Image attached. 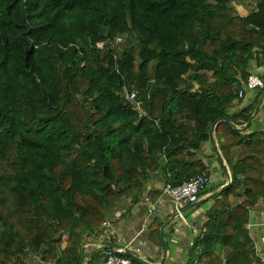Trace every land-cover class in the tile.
<instances>
[{"label": "trees", "instance_id": "16d2710c", "mask_svg": "<svg viewBox=\"0 0 264 264\" xmlns=\"http://www.w3.org/2000/svg\"><path fill=\"white\" fill-rule=\"evenodd\" d=\"M230 1L0 0V264H83L85 239L153 173L210 178L197 156L216 121L230 184L166 264H264L248 229L264 131L241 129L253 104L229 112L264 66V0L246 15ZM163 224L148 225L160 249Z\"/></svg>", "mask_w": 264, "mask_h": 264}, {"label": "crops", "instance_id": "0c3cea01", "mask_svg": "<svg viewBox=\"0 0 264 264\" xmlns=\"http://www.w3.org/2000/svg\"><path fill=\"white\" fill-rule=\"evenodd\" d=\"M264 71V66H253L251 72L261 73ZM253 104V116L251 118L250 131H264V92L260 89L248 92L241 100L233 103L229 112L242 109ZM215 126L212 125L210 131L212 138L205 142L201 152L197 157H200L208 169L210 170L211 182H215L214 187L208 185L207 193L201 195L198 203L185 207V213L189 210L191 219H195L197 223H204L209 219L208 209L213 204L212 195L216 191H221L222 188L230 184L231 172L226 160H219L221 138L215 132ZM247 127L246 125L244 128ZM164 161L167 157L162 155ZM167 181L164 171H158L151 175L150 180L145 184L143 196L139 201L133 202V196L125 195L118 204L109 212L106 222L97 227L91 235L85 239L82 247L83 264H103V247L106 241H113L123 246H127L132 250L141 248L139 253L140 259L145 264H166L172 262L187 245L192 237L190 229L181 221H177L175 217L173 204L171 200L161 194V188ZM210 182V183H211ZM157 194L155 202L160 211L157 213L160 221L164 224L160 228V236L164 232V238L167 243V252L164 254L162 248L150 241L148 228L144 229L145 217L147 214L148 205L144 201L146 195ZM151 198V197H150ZM198 205V207H196ZM147 225V224H146ZM149 225V224H148ZM248 229L251 237L254 240L255 248L258 255L264 260V200L260 201L255 207L250 210V219ZM161 250V251H160ZM164 259V261H163ZM30 264H53L45 263L39 258L31 259Z\"/></svg>", "mask_w": 264, "mask_h": 264}, {"label": "built area", "instance_id": "2783aa9c", "mask_svg": "<svg viewBox=\"0 0 264 264\" xmlns=\"http://www.w3.org/2000/svg\"><path fill=\"white\" fill-rule=\"evenodd\" d=\"M97 45L98 47H102L103 42H100ZM257 89L264 90V71L261 73H251L248 76L244 88L240 91L239 96L243 98L248 92H252ZM126 96L130 101L134 102L137 108L141 107V102L138 100L135 91L127 92ZM209 183L210 178L204 174H200L190 178L189 180H185L178 185H172L170 182H165L161 188V194L164 197L169 198L173 204L175 217L180 219L192 232L193 235L188 241V245L190 246L193 245L195 237L200 233L201 224L197 223L195 219H191V221H189L187 216H185L184 209L188 205L199 202L202 192L208 188ZM144 201L148 205L144 224V229L146 230L151 216L157 214L160 211V208L151 200L149 196H146ZM133 251L135 254L140 256L139 253L141 252V248L138 247ZM123 253H125L124 248L104 246L103 264H139L134 261L132 257H127L123 255Z\"/></svg>", "mask_w": 264, "mask_h": 264}, {"label": "rangeland", "instance_id": "374dc122", "mask_svg": "<svg viewBox=\"0 0 264 264\" xmlns=\"http://www.w3.org/2000/svg\"><path fill=\"white\" fill-rule=\"evenodd\" d=\"M230 5L235 7V9H237V11L241 15L248 14L252 9H254L256 7L255 1H252V0H250V1L249 0H231L230 1ZM214 184H215V182H211L209 187L213 188ZM196 207H198V205ZM189 211H191V210H189ZM189 211L185 213V216H187L188 220L191 221V218H190V215H189ZM154 216L155 215L151 216V218L154 217ZM150 221H151V219L149 220V223H150ZM177 221L181 222L180 219H177ZM172 259H173V256H172Z\"/></svg>", "mask_w": 264, "mask_h": 264}, {"label": "water", "instance_id": "95a60500", "mask_svg": "<svg viewBox=\"0 0 264 264\" xmlns=\"http://www.w3.org/2000/svg\"><path fill=\"white\" fill-rule=\"evenodd\" d=\"M226 121L230 122V119H229V118H226ZM251 121H252V120L250 119L249 122L246 124V126H249V125L251 124ZM216 123H217V121L213 124V126H214ZM241 129H244V127L241 128ZM228 185H229V184L225 185V186L222 188V190L225 189ZM222 190H221V191H222ZM163 229H164V227L162 228V232H161L162 250H163L164 254H166V252H167V243H166V240H165V238H164V232H163ZM105 246L116 247V248H124V250H125V252H126L127 254H129V255L132 256V257L137 258L138 260H141L140 257H139L137 254H135L134 251H133L131 248H129V247H127V246H123V245H121V244H119V243H116V242H113V241H106V242H105ZM163 261H164V259H163ZM161 264H162V263H161Z\"/></svg>", "mask_w": 264, "mask_h": 264}]
</instances>
